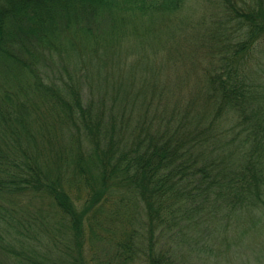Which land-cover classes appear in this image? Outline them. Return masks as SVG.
<instances>
[{"label":"trees","instance_id":"16d2710c","mask_svg":"<svg viewBox=\"0 0 264 264\" xmlns=\"http://www.w3.org/2000/svg\"><path fill=\"white\" fill-rule=\"evenodd\" d=\"M197 2L0 0V264H195L264 222V0Z\"/></svg>","mask_w":264,"mask_h":264},{"label":"rangeland","instance_id":"374dc122","mask_svg":"<svg viewBox=\"0 0 264 264\" xmlns=\"http://www.w3.org/2000/svg\"><path fill=\"white\" fill-rule=\"evenodd\" d=\"M199 4H201V2L194 0V7L199 8ZM262 41H264V39ZM253 52L257 58H262L264 60V43L257 46L255 50L253 49ZM106 213L107 211L101 214L100 217L108 218L105 216ZM118 221H120L119 218H113L115 232H118V226L120 225ZM235 221V227L225 236L226 243L222 242V244L224 243V250L219 254L216 252L211 255L212 253H210V257L199 258L195 261V264H264V222L256 221L251 225L252 220L245 215L238 216ZM102 246L101 242L97 243L95 246L96 252L92 246L90 249L91 253H89L86 244L87 257L90 259L92 256H96L97 260L100 258L103 259V257L106 258L110 250L107 248V250H103ZM1 258L0 256V259ZM209 259L212 261L210 262Z\"/></svg>","mask_w":264,"mask_h":264}]
</instances>
